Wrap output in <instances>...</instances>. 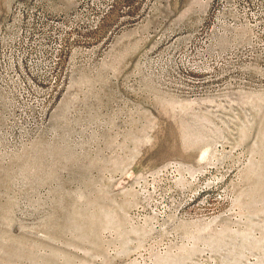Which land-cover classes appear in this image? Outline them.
<instances>
[{
  "label": "rangeland",
  "instance_id": "obj_1",
  "mask_svg": "<svg viewBox=\"0 0 264 264\" xmlns=\"http://www.w3.org/2000/svg\"><path fill=\"white\" fill-rule=\"evenodd\" d=\"M0 264H264V0H0Z\"/></svg>",
  "mask_w": 264,
  "mask_h": 264
}]
</instances>
